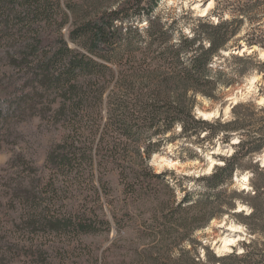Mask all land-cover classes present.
<instances>
[{
  "label": "trees",
  "instance_id": "16d2710c",
  "mask_svg": "<svg viewBox=\"0 0 264 264\" xmlns=\"http://www.w3.org/2000/svg\"><path fill=\"white\" fill-rule=\"evenodd\" d=\"M160 2L0 0V149L4 144L9 145L16 122L23 121L29 113L58 129L69 127L68 124L72 127L62 142L51 146L45 155L42 168L51 172L50 181L41 187L44 183L23 177V181L15 184V194L33 193L35 197L32 208L24 212L30 215L23 216L18 225L30 231L38 226L36 230L42 234L95 233L97 227L86 208L77 206V200L67 201L65 205L66 197L59 196V190L54 188L60 178L59 169L67 171L65 176H68L78 165L84 170L78 169L80 179L90 176L85 167L94 164L107 174L117 170L125 192L143 200L157 194L155 184L157 181L167 183L168 173H156L147 163L138 166L127 153L131 147H137L135 150L140 153V145L150 142L146 147L149 158L153 138L164 141L165 135L177 125L186 138H201L204 131L213 129L248 130V141L239 142L243 148L248 146L241 156L251 157L264 149V129H256L253 119L238 116L226 123H211L198 118L193 110L198 93L212 97L219 84H232L234 76L246 72L245 67L228 79L222 74V66H215V59L222 57V51L244 19L248 17L250 22H255L251 14L261 8L264 10V0L246 1L232 20L220 17L217 24L201 20L190 35L183 34L175 42L171 28L156 14ZM145 18L149 26L142 27L140 23ZM247 44L264 49V31L249 38ZM232 56L243 62H252L256 57ZM260 62L264 67V62ZM251 68L252 65H248V71ZM103 112L107 120H101L90 129L92 135L96 134L95 130L101 133L98 141L92 144L71 136V131L80 135L85 118H95ZM239 153L223 157L224 165L201 178L210 189V193H205L206 198H213L212 192L219 194L221 187L233 180L241 167ZM15 167L19 169V163ZM256 167L255 175L264 172V168ZM107 174H98V181L105 185ZM78 178L71 183L82 185ZM254 187L256 193L252 198L256 200L264 184L254 182ZM43 191L54 192L59 200L54 204L56 209L51 202L43 207L42 201L52 200L43 197ZM103 193L98 185L92 196L100 201ZM189 199L190 196L185 197L178 205L182 212L170 215L163 228L157 229L172 234L178 232L179 227L211 219L212 215L187 213L183 204ZM65 206L71 211H65ZM253 206V213L243 219L252 234L264 236V213L259 206ZM7 237L0 233V264H17L14 258L25 253L37 264L50 255L47 249L19 245L9 242ZM245 249L248 253L224 258L214 254L213 264H264V244L257 246L251 241ZM228 260L232 263H227Z\"/></svg>",
  "mask_w": 264,
  "mask_h": 264
},
{
  "label": "rangeland",
  "instance_id": "374dc122",
  "mask_svg": "<svg viewBox=\"0 0 264 264\" xmlns=\"http://www.w3.org/2000/svg\"><path fill=\"white\" fill-rule=\"evenodd\" d=\"M246 1L248 0H161L156 14L171 28L175 42L183 34L188 35L192 28H198L201 20L214 24L219 23L220 17L232 20L237 9ZM251 17L256 23L250 22L248 17L244 19L236 35L222 51V57L215 59V66H222V74L228 79L245 67L246 72L234 76L232 84H219L212 97L198 93L193 109L198 118L211 123H226L238 116H245L254 120L256 129H264V67L260 65V61L264 62V49L256 46V50L248 51L250 47L247 44L249 38L261 35L264 31L263 8L252 13ZM257 20H261V24ZM140 25L149 26L147 19L142 20ZM244 54L256 57L252 62H243L232 56ZM248 65H252L250 71ZM203 114H207L208 118H204ZM103 119L107 120L104 112L95 118H85L80 135H74V131H71V136L93 144L101 138V133L95 130L96 134L92 135L90 129L92 125H99ZM67 124L68 121L65 125ZM68 125L69 127L62 126L58 129L40 116L29 113L23 117V121L16 122L9 145L4 144L0 149V233L8 236L9 242L47 249L50 255L37 264H213L214 254L221 258L242 255L244 252L248 253L245 246L251 241L257 246L264 244V236L252 234L243 219L253 213L254 204L264 213V189L259 198H252L256 193L254 182L264 184V172L254 174L256 166L264 168V149L251 157H242V151L248 148L239 145L241 140L248 141V130L244 129H213L202 133V137L205 136L206 139L197 136L186 138L177 125L165 135L164 141H160L158 137L153 138L149 158L146 147L150 142L140 145V153L135 150L137 147H131L127 155H130L129 159L136 165L147 163L156 173H168V184L157 181L154 186L158 190L157 194L143 200L125 192L117 170L107 174L94 164L85 167L91 177L80 179L77 177L78 169H81L78 165L67 177V171L64 173L59 169L60 178H57L54 188L59 190V196L66 197L65 205L67 201L77 200V206L86 208L97 227L95 233L42 234L36 230L38 226L30 231L28 227L18 225L22 218L30 215L24 212L32 208L35 197L33 193L15 194V184L23 181V177L44 183L41 187L50 181L51 172L42 168L45 155L51 146L62 142L64 135L72 130ZM237 151H240L238 155L241 167L236 170L233 180L221 187L219 194L212 192L213 198H206L205 193H210V189L201 178L211 174L216 167L224 165L223 157L228 158ZM11 158L17 159L12 161ZM17 163L20 165L19 169L15 167ZM98 174H107L108 182H104L105 185L98 181ZM77 178L83 182L82 185L71 183V180ZM98 185L104 191L100 201L92 196L94 187ZM42 193L43 197L52 198L50 201H42L43 207L51 202L52 208L56 209L57 205L54 204L59 203V200L53 195L54 192ZM187 196H190V201L183 204L184 208L187 207V213L212 215L211 219L179 227V231L172 234L168 230H158L157 227L163 228L164 221L172 217L170 215L182 212L178 205ZM64 210L71 211L66 206ZM62 214L69 216L74 213ZM262 220L264 221V216ZM229 238H234L235 241L225 248V240ZM14 261L17 264H35L28 253L16 256ZM226 262L232 263V260Z\"/></svg>",
  "mask_w": 264,
  "mask_h": 264
},
{
  "label": "bare ground",
  "instance_id": "6f19581e",
  "mask_svg": "<svg viewBox=\"0 0 264 264\" xmlns=\"http://www.w3.org/2000/svg\"><path fill=\"white\" fill-rule=\"evenodd\" d=\"M203 15H204V14H203ZM240 53H241V52H240ZM203 115H204V118H206V119L208 118V117H207V116H208L207 114H203ZM155 159H156V158H155ZM163 159H164V158H163ZM163 159H162V160H163ZM164 160H165V159H164ZM164 160H163V161H164ZM245 180H246L247 182H249V180L247 179V177H245ZM234 241H235L234 238H232V239H231V238L226 239V240H225V246H224V247H225V248L230 247L231 245H233Z\"/></svg>",
  "mask_w": 264,
  "mask_h": 264
},
{
  "label": "water",
  "instance_id": "95a60500",
  "mask_svg": "<svg viewBox=\"0 0 264 264\" xmlns=\"http://www.w3.org/2000/svg\"><path fill=\"white\" fill-rule=\"evenodd\" d=\"M241 49H242V48H241ZM256 49H257L256 46H252V47L248 48V51H249V50H256ZM239 50H240V49H239ZM239 50H238V51H239Z\"/></svg>",
  "mask_w": 264,
  "mask_h": 264
}]
</instances>
